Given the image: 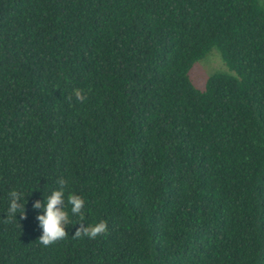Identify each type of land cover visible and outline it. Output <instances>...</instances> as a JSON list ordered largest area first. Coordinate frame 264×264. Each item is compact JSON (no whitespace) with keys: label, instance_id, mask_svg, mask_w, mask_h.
I'll return each instance as SVG.
<instances>
[{"label":"trees","instance_id":"1","mask_svg":"<svg viewBox=\"0 0 264 264\" xmlns=\"http://www.w3.org/2000/svg\"><path fill=\"white\" fill-rule=\"evenodd\" d=\"M0 264H264V0H0Z\"/></svg>","mask_w":264,"mask_h":264},{"label":"clouds","instance_id":"2","mask_svg":"<svg viewBox=\"0 0 264 264\" xmlns=\"http://www.w3.org/2000/svg\"><path fill=\"white\" fill-rule=\"evenodd\" d=\"M74 95L78 101H83L85 99V96L80 89H76ZM68 98L71 100L72 97L69 96ZM59 183L64 185L66 181L62 178ZM63 195L64 193L62 191L53 192V194L47 198V205L44 209L46 215L39 216V220L44 230V234L39 241L45 247L65 239L68 235L66 227L70 223L69 214L67 211L58 208V205L62 203ZM9 197L10 206L8 208V216L12 217L18 211H20L23 216L25 214V205L17 202L20 199V192L13 190L9 193ZM68 199L69 204L71 205V213L73 215L82 216L85 200L76 194H71ZM35 207L41 208L42 205L37 202ZM106 231L107 222L102 220L99 223L87 227L81 224V226L76 230L74 237L79 238L81 236H86L94 239L99 235H103Z\"/></svg>","mask_w":264,"mask_h":264},{"label":"rangeland","instance_id":"3","mask_svg":"<svg viewBox=\"0 0 264 264\" xmlns=\"http://www.w3.org/2000/svg\"><path fill=\"white\" fill-rule=\"evenodd\" d=\"M217 71L231 72L219 50L214 47L203 59L197 61L190 70V77L197 88H204L208 77Z\"/></svg>","mask_w":264,"mask_h":264}]
</instances>
